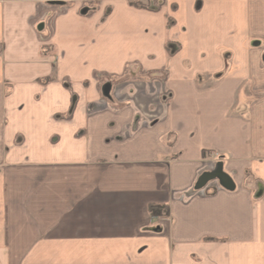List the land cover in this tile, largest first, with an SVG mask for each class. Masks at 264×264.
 I'll return each mask as SVG.
<instances>
[{
  "label": "crops",
  "instance_id": "0c3cea01",
  "mask_svg": "<svg viewBox=\"0 0 264 264\" xmlns=\"http://www.w3.org/2000/svg\"><path fill=\"white\" fill-rule=\"evenodd\" d=\"M0 264H264V0H0Z\"/></svg>",
  "mask_w": 264,
  "mask_h": 264
},
{
  "label": "water",
  "instance_id": "95a60500",
  "mask_svg": "<svg viewBox=\"0 0 264 264\" xmlns=\"http://www.w3.org/2000/svg\"><path fill=\"white\" fill-rule=\"evenodd\" d=\"M58 4V3H56ZM211 181H217L219 186L225 190H233L234 184L230 177L223 172L222 165H217L213 173H206L202 175L197 182L196 189L200 190Z\"/></svg>",
  "mask_w": 264,
  "mask_h": 264
},
{
  "label": "trees",
  "instance_id": "16d2710c",
  "mask_svg": "<svg viewBox=\"0 0 264 264\" xmlns=\"http://www.w3.org/2000/svg\"><path fill=\"white\" fill-rule=\"evenodd\" d=\"M149 213L152 217L167 216V208L165 206H150Z\"/></svg>",
  "mask_w": 264,
  "mask_h": 264
},
{
  "label": "built area",
  "instance_id": "2783aa9c",
  "mask_svg": "<svg viewBox=\"0 0 264 264\" xmlns=\"http://www.w3.org/2000/svg\"><path fill=\"white\" fill-rule=\"evenodd\" d=\"M217 165H219V164H217V163H212V164H210V165L204 167L203 170H202V172H201L200 175H199V178H200L202 175L206 174V173H213V172L215 171ZM210 183H214L216 186L220 187L219 184H218L216 181H211V182L207 183V184L205 185V187H206L207 185H209Z\"/></svg>",
  "mask_w": 264,
  "mask_h": 264
},
{
  "label": "rangeland",
  "instance_id": "374dc122",
  "mask_svg": "<svg viewBox=\"0 0 264 264\" xmlns=\"http://www.w3.org/2000/svg\"><path fill=\"white\" fill-rule=\"evenodd\" d=\"M134 4V6H141V7H143V8H148L149 6H150V4H149V2L148 1H142V2H139V3H137V2H133ZM155 5H157V4H155ZM217 182V181H216ZM218 183V182H217Z\"/></svg>",
  "mask_w": 264,
  "mask_h": 264
},
{
  "label": "flooded vegetation",
  "instance_id": "af4514ba",
  "mask_svg": "<svg viewBox=\"0 0 264 264\" xmlns=\"http://www.w3.org/2000/svg\"><path fill=\"white\" fill-rule=\"evenodd\" d=\"M51 2H52V3H55V4L57 3V2H55V1H51Z\"/></svg>",
  "mask_w": 264,
  "mask_h": 264
}]
</instances>
